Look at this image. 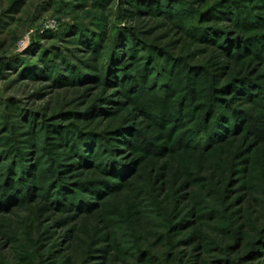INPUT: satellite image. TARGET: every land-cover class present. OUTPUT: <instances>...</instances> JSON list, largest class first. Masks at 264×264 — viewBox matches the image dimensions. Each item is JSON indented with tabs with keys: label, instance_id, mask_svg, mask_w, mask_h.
<instances>
[{
	"label": "rangeland",
	"instance_id": "rangeland-1",
	"mask_svg": "<svg viewBox=\"0 0 264 264\" xmlns=\"http://www.w3.org/2000/svg\"><path fill=\"white\" fill-rule=\"evenodd\" d=\"M0 264H264V0H0Z\"/></svg>",
	"mask_w": 264,
	"mask_h": 264
},
{
	"label": "trees",
	"instance_id": "trees-1",
	"mask_svg": "<svg viewBox=\"0 0 264 264\" xmlns=\"http://www.w3.org/2000/svg\"><path fill=\"white\" fill-rule=\"evenodd\" d=\"M246 19H248V17H247V15H246ZM249 20V19H248ZM49 61V60H48ZM48 63V62H47ZM47 66H48V68H49V70H51V65L50 64H47ZM248 84H243L242 86L243 87H245V86H247ZM228 112V115L229 114H231L232 116L230 117L229 116V118H228V120L226 121L227 123V125L228 126H231V127H229L228 129H226L225 130V126L224 125H220V127H221V130L224 132V135H225V133L227 132V131H229V130H231V131H233V134H234V132H236L238 129H239V123H237V118L239 119V117H237V112L238 111H235V109L234 108H231V107H229V111H227ZM237 113V114H236ZM223 118V117H222ZM241 118H242V116H241ZM241 120V119H240ZM217 122V121H216ZM236 123V124H235ZM216 124H218V123H216ZM232 128V129H231ZM202 133H203V135H204V140L203 141H205V142H207L208 140H210L212 137H211V134L208 132V131H202ZM220 133H218L217 135H219ZM209 143H206L205 145H208Z\"/></svg>",
	"mask_w": 264,
	"mask_h": 264
}]
</instances>
